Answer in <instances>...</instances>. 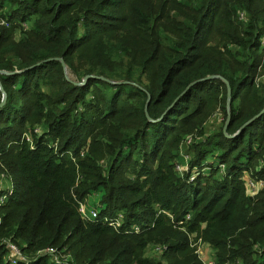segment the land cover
<instances>
[{
	"label": "trees",
	"instance_id": "16d2710c",
	"mask_svg": "<svg viewBox=\"0 0 264 264\" xmlns=\"http://www.w3.org/2000/svg\"><path fill=\"white\" fill-rule=\"evenodd\" d=\"M158 1L0 0V21L11 25L0 28V169L15 181L0 209V264H12L9 243L17 264H202L175 227L188 213L185 227L219 249L218 264H264V188L248 196L240 179H264V114L231 137L264 109L254 74L263 68L262 1ZM166 19L175 35L163 33ZM17 21L27 24L19 42ZM212 101L230 115V136L205 132ZM189 136L201 141L182 178L175 167ZM209 153L226 173L209 163L191 182ZM98 187L109 208L100 218L121 210L122 229L82 221L75 194ZM153 240L166 245L162 259L146 256ZM66 248L72 261L54 259Z\"/></svg>",
	"mask_w": 264,
	"mask_h": 264
},
{
	"label": "rangeland",
	"instance_id": "374dc122",
	"mask_svg": "<svg viewBox=\"0 0 264 264\" xmlns=\"http://www.w3.org/2000/svg\"><path fill=\"white\" fill-rule=\"evenodd\" d=\"M261 1H262V8H264V0H261ZM159 3H160V1H158V4ZM138 6H139V4H138ZM4 25H5L6 28H10L11 27V25L7 24L5 21H0V28H3ZM15 26L16 27H15V29L13 31L12 39L15 42H19L21 40V38H22V29L21 28L24 29V27H27V24H23L24 27L23 26H19L18 25V21H17L15 23ZM161 28H162L163 33L170 34V35H175L174 30H176V27L174 25H172L171 21H169L167 19L164 20L161 23ZM263 44H264V42H263ZM213 45L217 47L216 44H213ZM95 47H96V44L91 45V46H89L87 48V50L92 51V50H94ZM134 49H135V47H134ZM225 50H226L225 48H222L223 52ZM234 50L237 51L238 49L236 47H234ZM261 53H262V57H264V52L262 51ZM262 63H263V68H257V70H255L254 74H255V78H256L257 81H261V82L264 83V58L262 60ZM144 80L147 81V82L149 81L148 77H144ZM238 102L239 101L237 100L236 104ZM230 103H231V100H230ZM206 110L208 111L207 112L208 115L206 117V121L203 124L205 132L207 134H210L211 137H213V136L215 137V135L217 133H220V132H224L226 136H230L228 134V131H227L229 124H227V120L225 118V114H224L221 106L219 105V103L215 104V101L209 102ZM200 141H201V139H195L194 140L191 136H189V137H187V141L185 143L186 148L184 147V148L180 149V151L178 152L179 153V158L176 161L175 169L178 170V171L183 172V174L180 175L182 178H185L186 171L188 172V170L190 169V164H189L190 163V158H189V156L190 155L192 156V154L194 153L193 149L191 148V145L193 143L200 142ZM189 148H191V149L188 150ZM187 153H189V156H188ZM212 157L213 156L209 153L207 155V157H206L207 159L204 160V162L201 164V166H198L197 168L193 169V171L191 172V177H190L191 182H193V181L196 182L198 180V178H200V176L205 177L212 171V170H210V168H208L209 167L208 166L209 163L213 164V163L216 162V165L220 166V170L219 171L222 172V173H226V167H227V166H225L226 164L220 163L217 158H212ZM124 165H125V162L122 163V166H124ZM127 165L129 167H127V173L124 176V178H125L124 180H125L126 183H131L132 181L135 180V177L132 176L131 180L129 178L131 177L132 169H135L136 165H131L130 163H128ZM253 165L254 166L257 165V160L256 159L253 161ZM1 168L2 169H0V201L3 199V200L6 201L5 203H7L9 198H10V193L13 190H15V181H14V176H12L9 173V170L7 168H5L2 164H1ZM246 178L247 179L250 178L251 180L253 179L255 181L256 180H263L264 181V179H256V177L251 175L250 173L247 174V173L242 172V177H240V179L243 182V184H241V188H242V190L244 189V192L246 191L248 196H250L248 194V188L249 187L247 185V180L245 181ZM204 181H206V180H204ZM204 181H203V183H201L202 184L201 187L203 188V190L209 191L206 188V186L204 184ZM195 182H193V183H195ZM77 189L78 188L75 187L74 190L77 191ZM209 194H210V192L208 193V195ZM106 195H107V192L102 187H98V188L92 190L83 199H79L78 194H75V197L78 198V200H79V212H80L81 209H83L84 212L86 213V214H83V213L80 212V214H81L80 217H81L82 221H84V222L89 221L88 219L90 218V214L93 211H96L99 214H101L105 209H107L106 208V205H107L106 203L107 202L105 203V201H106L105 196ZM257 195H255V196H257ZM113 204H114L112 206L113 211H116L117 202L114 201ZM0 209H1V206H0ZM160 211L164 215H166L167 218L168 217L171 218L168 215V214L172 215V213L170 211L163 210V209L162 210L160 209ZM115 213H117V215ZM115 213H114L115 216H111L112 214H110V213L108 214V216H105V217L102 216L103 217L102 218L103 219L102 222L104 221V219L106 217L109 220H112V219H115L120 213L123 214V212L121 210H119L118 212H115ZM172 217L174 218L173 215H172ZM0 220L2 221L1 214H0ZM1 221H0V223H1ZM175 227L178 229V231H180L185 236H187V238H188V247L192 251H193V249H195L194 251H197V248L202 249L203 251H205V255L203 257H199L201 259V261H202V264H204V262H206L208 258H210V260L215 261V263L218 264V259H217V256H216L217 252L219 250L218 248H215L212 244L205 242L203 240V238L198 235V233H192V232L188 231L186 227H183V228L182 227H178V226H175ZM136 229H141V226L136 227ZM129 231L132 232V228H130ZM200 239H202V242H205L204 245L202 244ZM165 247H166V245H162V244L158 243L157 241L153 240L148 245V247L146 249V256L147 257L149 256V257H152V258H156L157 260L162 259ZM14 251H15L14 247L10 246V247H8V251H7V254H6V258L9 259V261L12 264H14V260L16 258L15 254H14ZM175 257L176 256L174 254L172 256V258H164L163 261L167 263L170 260L174 259ZM54 259L60 260V261H65V262H69V261L73 260L72 254L69 252L68 248L56 251L55 255H54Z\"/></svg>",
	"mask_w": 264,
	"mask_h": 264
},
{
	"label": "built area",
	"instance_id": "2783aa9c",
	"mask_svg": "<svg viewBox=\"0 0 264 264\" xmlns=\"http://www.w3.org/2000/svg\"><path fill=\"white\" fill-rule=\"evenodd\" d=\"M248 174V173H247ZM247 180V185H248V194L250 196H255L257 195L263 188H264V181L263 180H251L250 178L249 179H245V181ZM14 192V190L10 193V196L11 194ZM250 192V193H249ZM5 200H1L0 201V206L4 205L5 204ZM81 213L83 214H86L84 212L83 209L80 210ZM168 214V213H167ZM173 220L174 218L172 217V215L168 214ZM124 214L120 213L115 219H112V220H109L107 217L104 219V221L102 222V218H100V214L96 211H93L91 212L90 214V218L88 219L89 221H92L93 223H106L108 224L109 226H112L114 229L116 230H120L123 228V224H124ZM191 219V214L188 213L185 217L184 220H180L178 223H176V226L178 227H185V224L188 222V220ZM1 221V220H0ZM138 227V226H137ZM140 231V229H136V227L132 230V232L134 233H138ZM201 242H202V239H200ZM202 244L204 245L205 242H202ZM8 246L10 247H14L15 251H14V254L16 256L15 260H14V264H17V258L20 256V251H19V248L12 244V243H9ZM46 251H49V252H53L55 251V249L51 248V249H48ZM196 253L198 254L199 257H203L205 255V251H203L202 249H199L197 248V251ZM204 264H216L215 261H212L210 260V258L207 259L206 262H204Z\"/></svg>",
	"mask_w": 264,
	"mask_h": 264
},
{
	"label": "water",
	"instance_id": "95a60500",
	"mask_svg": "<svg viewBox=\"0 0 264 264\" xmlns=\"http://www.w3.org/2000/svg\"><path fill=\"white\" fill-rule=\"evenodd\" d=\"M61 63H62V65H63V67H65L66 68V64H65V62L63 61V59H58ZM36 66V65H35ZM216 78H218V77H215V76H210V77H207V78H205V79H202V80H200V81H196V82H194V83H192V84H190L184 91H183V93L176 99V101L179 99V98H181L182 96H184L192 87H194L196 84H198V83H200V82H203V81H207V80H213V79H216ZM87 80V79H86ZM222 81L223 82H225V84L227 85V87H228V95H229V102H228V106L230 107V100H231V94H232V89H231V86H230V84H229V82L227 81V80H225V79H222ZM0 89H1V91H2V93L4 94V100H3V102L0 104V107H2L4 104H5V99H6V95H5V93H4V90H3V88H2V86H1V83H0ZM175 101V102H176ZM147 110H148V108H147ZM264 114V109L261 111V113H259L256 117H254V119H252L251 121H249L248 123H246L236 134H234V135H231V137H233V136H237L240 132H242L245 128H246V126L248 125V124H250L253 120H255V119H257V118H259V117H261L262 115ZM229 121H230V115H229V117H228V122H227V124L229 123Z\"/></svg>",
	"mask_w": 264,
	"mask_h": 264
}]
</instances>
